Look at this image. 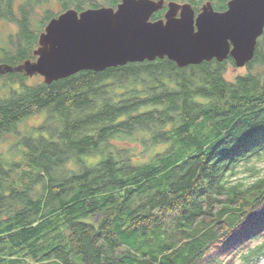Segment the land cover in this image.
Instances as JSON below:
<instances>
[{
  "label": "trees",
  "instance_id": "obj_1",
  "mask_svg": "<svg viewBox=\"0 0 264 264\" xmlns=\"http://www.w3.org/2000/svg\"><path fill=\"white\" fill-rule=\"evenodd\" d=\"M188 1L198 12L211 0ZM228 1L214 0L215 10ZM68 8L86 7L65 0ZM29 16L16 18V62L2 63L34 60ZM229 64L180 69L164 59L50 85L23 72L1 77L0 264L260 260L264 37L246 75L227 81ZM30 120L39 123L21 131ZM115 141L148 143L149 162L132 164Z\"/></svg>",
  "mask_w": 264,
  "mask_h": 264
},
{
  "label": "water",
  "instance_id": "obj_2",
  "mask_svg": "<svg viewBox=\"0 0 264 264\" xmlns=\"http://www.w3.org/2000/svg\"><path fill=\"white\" fill-rule=\"evenodd\" d=\"M163 5V0H120L115 9L67 10L39 35L36 61L1 65L0 75L23 72L50 85L83 71L156 60L183 69L229 58L243 68L254 59L264 33V0H229L223 11L206 2L198 14L191 4L170 2L164 18L152 22Z\"/></svg>",
  "mask_w": 264,
  "mask_h": 264
},
{
  "label": "rangeland",
  "instance_id": "obj_3",
  "mask_svg": "<svg viewBox=\"0 0 264 264\" xmlns=\"http://www.w3.org/2000/svg\"><path fill=\"white\" fill-rule=\"evenodd\" d=\"M42 1V0H41ZM40 1V2H41ZM83 2V5H85V7H89V5H99V7H108L106 5V0H81ZM176 2H186L188 3V0H175ZM31 0H16V3L14 5V9L16 13H19V9L22 8H31ZM212 4V6L215 9V4H214V0L208 1ZM36 5L37 2H36ZM40 5V6H39ZM38 6H36L33 10L30 9V11H32L31 15L29 16V22H28V30L33 34L32 38H31V42L35 43L39 37V35L41 34V29L39 28L42 24L41 21L42 19L47 18L45 16V12L46 11H51L52 13L47 14V16H56V14L60 13V8L61 6L59 5V2H56V0H43V2L41 4H39ZM23 6V7H21ZM55 11V12H54ZM16 23V22H15ZM11 32L12 36H15V38H17V34L19 33V27L17 25V23L15 25L11 24V23H3L0 22V35H5L7 33ZM22 38V37H21ZM261 43V42H260ZM34 46V45H33ZM33 47L31 48V53H32ZM248 73L247 67H243V68H236L235 66H233L232 64H229L226 66V70L224 73V78L229 81L232 82L234 81V79H236V77L238 76H244ZM39 80L38 79H33L28 81V84H36L38 83ZM2 79H0V93H6V91L9 90V88H6L4 86H2ZM39 123L38 120H30L28 121L24 128L20 127V130L24 132V130L26 131V133L29 131L27 129L29 128H34L36 127V125ZM5 144L6 142H0V151L5 150ZM114 144L120 148H128L131 151L130 153V162L132 164H144L149 162L150 160V156H151V150L147 149L148 143H143V142H132V141H126V142H119V141H115ZM162 149V147L160 146L158 148V150ZM259 167H263V165H260ZM264 258H261L260 260H258L257 262H255L254 264H262V260ZM79 261V259H78ZM227 263L229 264H240L239 260L236 257L233 258H228L227 259Z\"/></svg>",
  "mask_w": 264,
  "mask_h": 264
},
{
  "label": "flooded vegetation",
  "instance_id": "obj_4",
  "mask_svg": "<svg viewBox=\"0 0 264 264\" xmlns=\"http://www.w3.org/2000/svg\"><path fill=\"white\" fill-rule=\"evenodd\" d=\"M40 1L41 0H31L30 3L32 5V7L30 9L33 10L36 6H38L39 4H41L43 2V0L41 2ZM64 1L65 0H56V2H59V5L61 6L60 10L62 12L60 11V13L56 14V16H53V18H56L61 13L71 9V8H68V9L63 11V3H64ZM153 1L158 2L160 0H153ZM163 1H164L163 8L161 10L155 12L152 15V17L150 19L152 22H155V21H158V20H161V19L164 18V15L166 14V12L168 10V4L170 2H174V3H176V4L180 5V6L184 5V4H191V6L193 7L195 13L198 14V12H199V11L198 12L196 11L195 6L192 3H190L189 1H188V3H186V2L180 3V2H176L175 0H163ZM36 2H37L38 5H36ZM15 3H16V0H0V22L11 23V24L15 25L16 24L15 23L16 22V18H21L22 11H24V12L29 11V13L31 15L32 11H30V9H28V10L19 9V13H16L15 9H14ZM21 7H23V6H21ZM98 8H100V7H98ZM107 8H112V7H107ZM87 9H97V8H91V5H89V7L85 8L84 10H87ZM84 10H82V11H84ZM82 11H77V12H82ZM47 13H52V12L51 11H46L45 15ZM177 16H179V12H177ZM44 28H43L41 34L43 33ZM263 37H264V33H263V36L258 39L257 45L261 42ZM15 43H16V38H15V36H12L11 32H9V33H7L5 35H0V66L1 65H9V64H6V63H2V62H16L15 61V45H16ZM37 48H38V39H37V47L34 49V51L37 50ZM33 56H34V54H33ZM36 59H37V57H35L34 60H31V59H27V60L36 61ZM228 60H231V59L229 58ZM9 66H12V65H9ZM5 75H0V78L4 77Z\"/></svg>",
  "mask_w": 264,
  "mask_h": 264
},
{
  "label": "bare ground",
  "instance_id": "obj_5",
  "mask_svg": "<svg viewBox=\"0 0 264 264\" xmlns=\"http://www.w3.org/2000/svg\"><path fill=\"white\" fill-rule=\"evenodd\" d=\"M98 9V8H97ZM71 10V9H70ZM73 10V9H72ZM257 46V45H256ZM36 51V50H35ZM34 51V52H35ZM34 52H33V54H34ZM256 52V51H255ZM264 258V257H263ZM262 264H264V259L262 260V262H261Z\"/></svg>",
  "mask_w": 264,
  "mask_h": 264
}]
</instances>
